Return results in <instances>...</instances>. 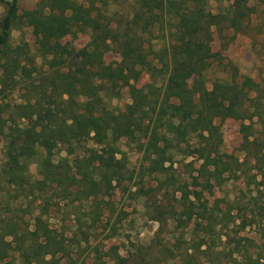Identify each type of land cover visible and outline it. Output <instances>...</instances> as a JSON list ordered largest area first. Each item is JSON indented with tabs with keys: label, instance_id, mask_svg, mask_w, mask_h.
<instances>
[{
	"label": "trees",
	"instance_id": "16d2710c",
	"mask_svg": "<svg viewBox=\"0 0 264 264\" xmlns=\"http://www.w3.org/2000/svg\"><path fill=\"white\" fill-rule=\"evenodd\" d=\"M4 1L0 90L16 89L23 75L28 82L22 103H0V137L4 140L0 264L9 257L14 264H75L74 248H80L82 241L90 245L92 229L101 224L114 189L124 179L127 158L118 156L123 136L131 137L143 153L146 172L160 178L158 187L170 200L154 205L152 219H176L182 225L191 217L190 207L178 210L169 196L183 185L168 173L176 155L195 154L203 159L200 174L191 176L192 184L222 182L233 168L218 149L215 120L255 117L264 131V102L259 83L252 77L218 79L211 89L201 77L190 83L189 62L199 60L209 47L212 26L220 35L245 30L243 3L247 0H217L221 8L216 13L210 9V0H134L130 14L110 12L108 7L131 0H101L105 10L77 0H39L36 8L22 14L18 0ZM19 23L32 28L47 65L38 82L31 78L33 72L23 65L20 53L10 47L12 30ZM67 34L89 39L75 47L59 41ZM154 40L164 43L149 53ZM110 53L116 58L107 61ZM201 68L205 69L204 63ZM144 72L152 75V81L137 88L132 82ZM113 85L131 87L137 98L124 109H112L106 98L115 94ZM12 110L26 116L34 111L39 122L21 126ZM86 129L93 132V147L80 142V133ZM248 129L242 126L246 132L242 145L264 173V136H253ZM61 149L65 156L60 155ZM32 163L38 177L31 172ZM27 202L30 206L37 203L31 210L32 227L25 220L22 224L19 217ZM64 206L78 209L79 231L70 237L50 224L51 209L60 211ZM206 218L210 225L220 223L212 212ZM92 253L101 259L98 246ZM137 255L140 259L135 264H142L146 248L141 247ZM106 256L125 264L115 246Z\"/></svg>",
	"mask_w": 264,
	"mask_h": 264
},
{
	"label": "rangeland",
	"instance_id": "374dc122",
	"mask_svg": "<svg viewBox=\"0 0 264 264\" xmlns=\"http://www.w3.org/2000/svg\"><path fill=\"white\" fill-rule=\"evenodd\" d=\"M77 1L87 6L96 4L105 10L101 0ZM38 2L18 0L19 13L36 8ZM227 4L224 3L225 6ZM220 8L221 4L217 0H210L213 12H218ZM243 8L248 22L244 31L227 30L220 35L214 26L209 29V47L199 60L189 62V70L193 74L190 83L194 78L201 77L211 89L218 79L242 80L244 76H250L259 83V96L264 102V0H247ZM108 9L110 12L130 14L134 10V0L110 3ZM6 10L5 1L0 0V17ZM88 39L86 35L79 38L71 34L59 37L61 43L75 47H81ZM163 43L162 40H154V46L148 52L151 53L152 48H160ZM10 47L13 53H20L23 65L33 72L31 78L38 82L47 65L41 57L32 28L25 23L17 24L12 30ZM114 58L116 56L113 53L106 56L107 61ZM201 63L205 64V69L201 68ZM23 76L16 89L0 90V103L14 106L24 101L28 78ZM150 81L152 75L144 72L137 82L132 83L139 88ZM112 90L115 94L106 100L115 110L124 109L137 98V92L128 86L113 85ZM12 112L21 126L39 122L34 111L27 116L19 114L18 110ZM215 123L219 125L214 135L218 149L226 160L231 161L233 169L230 174H225L222 182L210 180L197 186L192 184L191 176L200 174L203 159L195 154L176 155L173 168L168 173L173 174L183 185L181 190L174 195L170 192L169 196L178 210L190 207L191 217L182 225L176 219H152L156 216L154 205L160 202L166 204L170 200L165 198L164 189L158 187L160 178L146 172L148 162L143 153L138 151L131 137L123 136L119 143L122 153L118 156L127 158L124 179L114 189L101 224L95 230L92 229L90 245L82 241L80 248H74V263L116 264L106 256L108 249L115 246L125 264H135V259H140L137 253L141 247L146 248L147 252L142 264H264V173L258 171L255 160L242 145L246 133L242 126H249V134L263 137V124L255 117L217 118ZM80 134L82 145L94 146L90 129ZM3 146L4 140L0 137V159L3 158ZM60 155H66L64 149L60 150ZM31 172L34 177H38L35 163L31 165ZM169 189L172 190L171 187ZM36 204L30 206L27 202L19 212V217L23 218L20 221L25 220L30 223V227L33 223L31 210ZM77 211L74 206H64L60 211L52 208L51 226L60 234L70 237L79 231ZM204 211L212 212L220 223L210 225ZM182 218L185 220L186 217ZM97 246L101 250V259H95L92 253ZM6 261L4 264H14V259L10 257Z\"/></svg>",
	"mask_w": 264,
	"mask_h": 264
}]
</instances>
